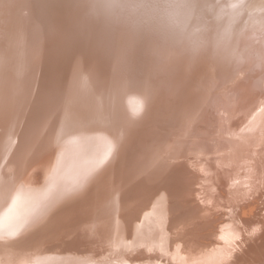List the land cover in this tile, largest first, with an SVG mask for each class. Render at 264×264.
<instances>
[{"label":"bare ground","instance_id":"obj_1","mask_svg":"<svg viewBox=\"0 0 264 264\" xmlns=\"http://www.w3.org/2000/svg\"><path fill=\"white\" fill-rule=\"evenodd\" d=\"M47 1L0 0L7 7L1 10L0 37L18 33L0 46V264H97L98 257L126 254L125 248L127 253L137 248L157 252L165 264H237L251 247L264 249V41L256 45L253 34H244V42L235 35L256 17L239 9L241 20L232 15L228 25L233 36L228 40L223 26L208 45L209 61L201 64L198 51L187 58L191 5L177 10L179 0H75L62 16L48 18V35L30 48L29 64L41 70L45 83L34 85L25 98L12 72L23 51L12 42L23 40L31 14L47 10ZM58 1L63 8L69 0ZM231 1L234 10L244 3ZM17 8L21 20L6 25L12 18L8 11ZM232 52L239 56L234 69L233 61L228 63ZM205 79L213 83L210 92L201 87ZM84 96H92L87 108L95 104V111L84 113L82 121L93 125L97 117L114 133L71 135L28 164L62 136L58 132L69 127L64 126L68 113L85 110L77 109ZM182 116L183 128L166 140L172 131L166 129ZM44 119L47 123L40 124ZM154 134L160 135L157 147L174 153L166 161L153 159V165L146 160L145 170L132 171L130 161L136 167L146 138ZM118 143L123 157L129 153L119 167L128 169L95 198L88 196L100 186L92 182ZM70 148L78 153L62 160L61 151ZM150 184L149 191L143 189ZM139 198L145 199L135 205ZM62 203V216L97 206L95 219L108 218V223L91 242L80 231L83 222L74 221L73 229L65 227L64 240L53 213ZM132 206L136 210L130 211ZM143 214L146 219L136 217ZM45 236L43 245L24 244ZM14 244L17 250L10 251ZM52 249L56 254L46 255ZM257 258L245 264H264V253Z\"/></svg>","mask_w":264,"mask_h":264},{"label":"rangeland","instance_id":"obj_2","mask_svg":"<svg viewBox=\"0 0 264 264\" xmlns=\"http://www.w3.org/2000/svg\"><path fill=\"white\" fill-rule=\"evenodd\" d=\"M7 1L9 2V0H7ZM170 1H172V0H170ZM180 1H181V4H179ZM243 1H244V3L242 2L240 4H237L236 7L241 6L237 10H234V7H233L234 5H232L234 2L232 3L231 0H179L178 1L177 5L175 6L176 9L178 10V7L183 6V5H185V6L191 5L192 7L190 8V15L192 17H194V19H191L192 23L190 24V26L193 28H191L190 34H188L187 58L189 56H194L192 54L193 51H198V53L200 55H202L201 60H203V61H200L201 64H205L204 61H209V57H207V55L211 54L212 49H210L208 47V45L210 43L214 42V40H215L214 35L215 34L218 35V34L222 33L223 32V26H224V29H225L224 31H227L229 33V36L227 37V39L229 40L231 38V36H233V31L231 32L228 28L231 17H232V15H234V17H238L239 20H241L240 16L244 15L243 11L250 12V13L246 12V15H249L253 18L256 17V18L250 23V25H248V27L242 26L243 28H245V31L242 35L239 34L240 31L235 32V35L239 36L238 37L239 39H241V40L243 39V42H244V34H245V36L253 34L252 39H253L254 43H256V45L263 43V41H264V5L260 4L259 0H257L256 4L254 3V0H243ZM4 2H6V0H4ZM47 2L49 3L47 10L44 9L42 11V13H40V9L37 7L38 9L35 10L31 14L30 22L31 21L32 22L28 25L29 26L28 27L29 32H27L26 35L22 38L23 40L20 39L19 43L15 42V41L12 42V43H14L13 44L14 48H18V51L20 49H22L21 51H23V52H21V53H23L22 57L20 56V58H22V60L21 61H20V59L18 60L17 66H16V63L12 66V72L14 73L13 74L14 80L18 81V87H21V89L23 91V94L22 93L21 94L23 96H25L27 93H33V90H35V88H36V87H34V85L37 84L40 87L39 82L41 84L45 83L43 80L44 78L42 76L43 74H42L41 70L36 69V66H34L33 64H29L30 62H29L28 56L30 53L28 54V52H29L30 48L32 47V45L34 46L33 43L35 41L37 42V38H41V36L45 37L46 35H48V33L50 31V23L49 22H51V20H53L55 18V16H57L58 18L60 16H62L65 13V11L68 9V7L73 2H75V0H69L67 2L66 6H62L64 9L59 7V3H58L59 1L58 0H49ZM184 2H187V3H184ZM246 3L248 4L247 6H246ZM251 3L253 4L252 6L254 7V9H252V8L249 9V5H251ZM15 5L16 4H14V6ZM10 8H11V6H10ZM241 8L243 9V11L236 13ZM2 9H7V7H3L2 5L0 6V15H3L2 11H1ZM187 13L189 14V12H187ZM9 16H12V18H9ZM5 17L6 16H4V17L2 16L1 18L4 19ZM49 17L51 18L50 21H48ZM7 18H9V20L6 21L7 23L5 22L6 25L7 24L9 25V23H8L9 21H16V22L20 21L21 20L20 10H18V8H17V10H15L13 13H11V10H9L8 14H7ZM246 19H248V21L250 22V19L248 17ZM1 21H3V20H0V22ZM47 21L49 24L47 23ZM259 21H261L262 24ZM63 22L64 21H62V24H63ZM244 22L248 23L247 21H244ZM11 25H15V23H13ZM190 26L188 25V27H190ZM67 31H68V29L65 32L67 33ZM177 31L179 34L184 36L185 32H182L181 29L179 31V28H178ZM234 31H236V29ZM4 32L5 31H3V33ZM16 32L17 31H15L14 33H11V34L5 32L4 37L3 38L0 37V46H2V47L5 45L7 46V40H9V38L12 37L14 34L17 35L18 33H16ZM25 41H28V43H26ZM55 42L58 43L59 40H58V42H57V40H55ZM25 49H26V51H25ZM223 52L225 55H227L229 50L225 49V51H223ZM233 53L234 52H232L231 54L228 55L230 59L227 58V59H229L228 63L233 61L231 63L232 69H234L236 67V62H238V60H239V56L237 55L235 57L233 55ZM263 59H264V55H263ZM253 61H254V59H253ZM26 64H28V65H26ZM15 67H16V69H15ZM254 67H257V65H255ZM210 74H212V73L209 72L208 75H210ZM212 84L213 83L210 80L205 79V80H203L201 87L204 89V91L210 92ZM23 86L25 87V89H23ZM29 89L31 92L28 91ZM137 95H135V96H137ZM129 97H132V96H129ZM25 98H27V97L25 96ZM90 98H92V96L85 97V98L81 97L79 99V101L81 99H83V100L80 101V103H82V104H78L81 106L77 107V109L82 110V107H85V110L82 112L68 113L67 122L64 126H69V127L67 129H62L58 132L59 134H62V136H60L56 140L52 141V143H50L48 146L46 144V146L43 149H41L37 155L33 156V158L28 162V164L37 163L39 161V159L45 154V152L47 150L51 149L54 145H56L62 139L67 138L71 135L81 136V135L98 134V133L103 134L104 133V135L107 134V135L111 136V132L114 133L112 131L114 129L113 127H111L109 129L106 126L99 124V122L97 121V117L93 120V125L90 123H87L86 121H82L85 117L84 113H91V112L95 111L94 110L95 104H92L87 108L88 100ZM127 98H128V96L125 97V99H127ZM205 103L207 104L206 99H205ZM86 109H88V110H86ZM53 111H54V108L51 107L50 111L44 115L48 114L47 115V117H48L50 112H53ZM121 111L124 112L123 110H121ZM141 111H142V109L138 113L141 114ZM72 114L77 115L79 117L76 118V117L72 116ZM139 114H137V115H139ZM52 116L54 117L55 113H53ZM184 116L187 117L185 114H184ZM185 117L182 116L179 119L175 120L169 126L170 128L166 129L167 131L172 130L169 134L166 135V138H165L166 140L171 135L178 134V132L183 128V118H185ZM43 118H45V116H43ZM46 120L47 119H44L43 121H41L40 124H43L44 122L47 123ZM195 120H196V117H195ZM80 121H82V122H80ZM40 124H37V125L39 126ZM45 126H46V124H44L40 128V130H38V134L42 130L46 129ZM71 126H73V128L70 129ZM103 129H106L107 131L102 132V131H104ZM215 134H216V132H215ZM159 136H160L159 134H154V135H150L146 138L147 149L145 151H143L144 157H137L139 162H138V164H136V167H135L133 160L130 161V163H131L130 167L132 168V171H134V170H138V171L139 170H145L146 160L152 162V165H153V161H155V160L156 161H158V160L166 161V159L168 158L170 153L171 152L174 153L173 148H171L170 150L165 152V147H157V145H155L157 143V140L160 138ZM115 137H117V136H115ZM119 143L121 144V141H119ZM119 143H118V147H117V149H118L117 153L115 152L117 149L114 150L112 148V151H110V153L108 154V156L106 157V159L104 161L103 168L99 172V177L92 182L93 185L99 184L100 186L97 187L96 190H91V191L89 190V192L87 193L88 196H91L93 194L92 196L95 198V194H97L98 192H101L104 189V187H108L111 185L110 180L114 179L115 175L118 176L119 173H122V172L125 173V171L128 169V168L121 169L124 166V164L121 167H119L122 160L129 154L127 152L125 154V156L123 157V152L120 149ZM121 146H122V144H121ZM35 148L37 149L36 144L33 145L31 150L33 151V150H35ZM22 150H23V148L20 150V152H22ZM66 153H67V155H66ZM77 153L78 152H75L71 148H70L69 153H68V150L65 149V150L61 151L60 157L63 160L65 158V156H68V155L74 156ZM205 154L206 153H203V155H205ZM86 155L89 156V154H86ZM122 157H123V159H122ZM146 158H148V159H146ZM142 159H144L145 161H142ZM153 159H155V160H153ZM77 160H79V159H77ZM153 168L154 167L152 166V169L149 171H152ZM157 172L159 174L162 171H157ZM150 187H151V184L147 188L144 186L143 189L148 190V189H150ZM147 194H148V192H147ZM210 194H213V192L210 191ZM143 195H142V197H143ZM93 199L88 200V202L94 201ZM118 199H119V197H116V201H118ZM144 199L139 198V202H136L135 205L142 204ZM80 203L81 202H78V204H80ZM62 205H63V203L56 206L53 209V213L55 214V217L57 218L55 221V224L61 225V227H63V230H61L59 232L62 233L64 240H66L65 235L67 234V232L65 231V227H69V229H73V227L76 224L83 222L81 224L80 231L87 238H89L90 241L92 242L95 233H97V231L100 229V227H102L108 223V218H106L104 221L101 219H95L96 214L99 213L97 206L85 205L84 209L83 208L79 209L72 216L71 215L62 216L61 214L58 213V212H60V210L63 209ZM66 206H68V205H66ZM141 206H142L141 208H143V205H141ZM82 207H83V205H82ZM132 208L133 209H130V211L136 210V209H134V206H132ZM148 209H150V208H148ZM64 212H66V211H64ZM104 212H105V210H104ZM60 213H62V212H60ZM65 214H68V213L66 212ZM117 217L119 218L120 216L118 215ZM136 217L141 218V219H146L144 214L142 216L137 215ZM74 221H77V223L75 222L76 223L75 224ZM49 229H52V228L49 227ZM52 230H56V229H52ZM40 233H39V235H40ZM39 235L37 236V238L39 237ZM46 238H48V237L45 236L41 239L39 238L38 240L35 239L32 241H26L24 244L28 245L31 243H37V244L43 245L45 242L44 240ZM68 240H69V238H68ZM11 241H16V240L14 239ZM81 241H83V240L81 239ZM135 241H133V242H135ZM18 242H20V241H18ZM99 243L100 242L96 243L95 245L98 246ZM125 243L126 244L129 243V240H125ZM119 244H124V242L120 241ZM12 246L10 247V251L14 250L13 248L16 249L15 244ZM128 246H131V245L129 244ZM128 249L129 248H127V249L125 248L126 254L124 252H116V253L108 256V257H98V259H96L95 261H99V263H97V264H119L122 261H125L126 264H129V263L131 264V262L132 263H134V262L138 263L139 261L141 263H144V264H165V263H167L166 261H162V258H160L159 254H158L159 256H157V252L149 253V252H145L144 250L140 252V250H138V248H137L136 250L132 251L131 253H127ZM251 249L252 250L250 252L246 251L244 253L243 259H238L237 264H245V260H248V261L253 260V259L257 260L258 259L257 256L264 253L263 248H261L260 250H257V249H255V247H251ZM259 252H261V253H259ZM5 253L8 254V252H5ZM54 254H56V250L52 249L46 255H48V256L53 255L54 256ZM153 256H156V257H153ZM153 258H157V259H159V261H153L152 260ZM38 262H41V260H39ZM90 264H96V263L94 262V260H92L90 262Z\"/></svg>","mask_w":264,"mask_h":264}]
</instances>
